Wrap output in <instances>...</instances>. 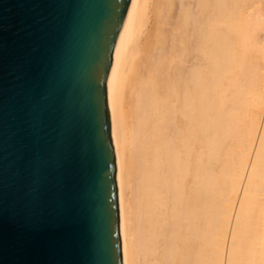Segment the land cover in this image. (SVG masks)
Wrapping results in <instances>:
<instances>
[{
	"label": "bare ground",
	"instance_id": "bare-ground-1",
	"mask_svg": "<svg viewBox=\"0 0 264 264\" xmlns=\"http://www.w3.org/2000/svg\"><path fill=\"white\" fill-rule=\"evenodd\" d=\"M105 89L121 264H264V0H129Z\"/></svg>",
	"mask_w": 264,
	"mask_h": 264
},
{
	"label": "water",
	"instance_id": "water-1",
	"mask_svg": "<svg viewBox=\"0 0 264 264\" xmlns=\"http://www.w3.org/2000/svg\"><path fill=\"white\" fill-rule=\"evenodd\" d=\"M129 0H0V264H121L105 83Z\"/></svg>",
	"mask_w": 264,
	"mask_h": 264
}]
</instances>
